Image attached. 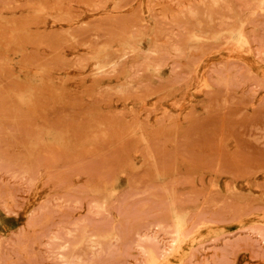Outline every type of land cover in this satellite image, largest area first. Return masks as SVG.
I'll list each match as a JSON object with an SVG mask.
<instances>
[{"label":"rangeland","instance_id":"374dc122","mask_svg":"<svg viewBox=\"0 0 264 264\" xmlns=\"http://www.w3.org/2000/svg\"><path fill=\"white\" fill-rule=\"evenodd\" d=\"M0 264H264V0H0Z\"/></svg>","mask_w":264,"mask_h":264}]
</instances>
